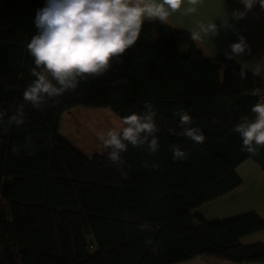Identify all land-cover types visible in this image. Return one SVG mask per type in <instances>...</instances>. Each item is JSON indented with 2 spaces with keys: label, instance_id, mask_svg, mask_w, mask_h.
<instances>
[{
  "label": "trees",
  "instance_id": "obj_1",
  "mask_svg": "<svg viewBox=\"0 0 264 264\" xmlns=\"http://www.w3.org/2000/svg\"><path fill=\"white\" fill-rule=\"evenodd\" d=\"M44 4L0 0V111L7 116L35 79L27 45ZM255 90H264L261 80L233 59H208L184 30L145 21L136 44L104 76L43 111L25 104L24 125L0 127V264H180L198 257L264 264V245L243 242L264 230L257 213L217 222L198 213L241 185L236 168L245 160L264 170V146L258 155L242 151L233 130L255 118ZM146 101L160 128L155 156L129 146L117 167L107 151L87 159L59 133L61 115L76 107L108 108L121 120L141 113ZM179 108L204 143L181 135ZM174 147L184 160L174 161ZM146 161L155 167H143Z\"/></svg>",
  "mask_w": 264,
  "mask_h": 264
},
{
  "label": "clouds",
  "instance_id": "obj_2",
  "mask_svg": "<svg viewBox=\"0 0 264 264\" xmlns=\"http://www.w3.org/2000/svg\"><path fill=\"white\" fill-rule=\"evenodd\" d=\"M185 3L189 5L187 11L195 13L202 0H45L44 6L35 11L37 32L27 45L34 60L31 75L35 79L24 89V103L18 105L11 116L0 111V127L7 130V126L13 124L24 125L25 104L43 111L50 101L75 91L81 82L104 76L112 62H121V57L136 44L146 18L166 24L169 16L180 11ZM241 3L245 11L234 10L231 14L234 20L244 18L256 4L264 9V0H241ZM218 18L222 21L220 26L215 22L199 24L191 33L193 40L205 37L212 40L219 36L220 27H229L224 10ZM247 47L240 37L239 42L230 45L231 51H225V58L239 56ZM251 111L255 118H242L233 130L242 139L241 150L258 155L260 146H264V102L253 105ZM174 115L178 117L181 135L197 144L204 143L203 131L193 126V118L185 109H177ZM156 117L154 105L146 101L141 113L122 117L119 127L102 133L99 139L107 150L108 160L117 167L125 165L122 154L129 146L146 148L149 156H155L160 148ZM212 123L219 120L214 118ZM172 152L174 161L186 158L185 151L179 147L172 148ZM143 167L155 165L146 161ZM149 227L147 223L140 226L142 231ZM147 243L152 244V241ZM153 251H158L155 245Z\"/></svg>",
  "mask_w": 264,
  "mask_h": 264
},
{
  "label": "crops",
  "instance_id": "obj_3",
  "mask_svg": "<svg viewBox=\"0 0 264 264\" xmlns=\"http://www.w3.org/2000/svg\"><path fill=\"white\" fill-rule=\"evenodd\" d=\"M45 2V0H43ZM185 3L181 10L172 13L166 24L180 28L192 36V31L198 29L199 24L207 25L215 22L218 26L222 21L218 16L223 10L228 14L229 27H220L219 36L212 40L201 38L196 44L208 59L225 57V51H231L230 45L239 42L243 37L247 48L239 56L232 58L237 64L255 75L264 85V9L256 4L246 12L244 18L232 19L234 10L245 11L241 0H202L197 5L195 13H189ZM146 22L165 24L154 19ZM236 172L241 178V185L227 195L202 206L198 213L208 222H217L241 214L255 212L264 221V170H261L250 159L242 162ZM245 244L260 242L264 245V230L243 239ZM180 264H261V263H230L210 258L198 257Z\"/></svg>",
  "mask_w": 264,
  "mask_h": 264
},
{
  "label": "rangeland",
  "instance_id": "obj_4",
  "mask_svg": "<svg viewBox=\"0 0 264 264\" xmlns=\"http://www.w3.org/2000/svg\"><path fill=\"white\" fill-rule=\"evenodd\" d=\"M113 94L122 96L116 90ZM120 125L121 120L108 108L76 107L61 115L58 130L85 158L92 159L107 151L100 135Z\"/></svg>",
  "mask_w": 264,
  "mask_h": 264
},
{
  "label": "built area",
  "instance_id": "obj_5",
  "mask_svg": "<svg viewBox=\"0 0 264 264\" xmlns=\"http://www.w3.org/2000/svg\"><path fill=\"white\" fill-rule=\"evenodd\" d=\"M252 96L259 100L260 103L264 102V90H255Z\"/></svg>",
  "mask_w": 264,
  "mask_h": 264
}]
</instances>
